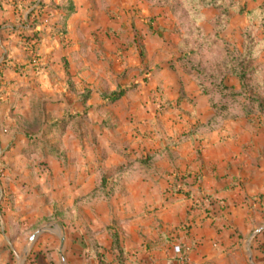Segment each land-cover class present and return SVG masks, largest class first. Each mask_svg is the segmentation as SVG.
<instances>
[{"label":"crops","instance_id":"0c3cea01","mask_svg":"<svg viewBox=\"0 0 264 264\" xmlns=\"http://www.w3.org/2000/svg\"><path fill=\"white\" fill-rule=\"evenodd\" d=\"M17 1L21 8L0 0V264H264V113L183 134L213 110L177 60L184 29L171 0H105V8L101 0H71L74 11L64 19L66 0ZM237 1L244 10L230 7L221 28L211 20L219 12L214 4L203 5L194 24L207 39L218 34L239 48L250 26L262 61L264 0ZM39 4L42 11L31 10ZM29 12L39 13L44 31L30 38L34 50L20 40L32 33ZM108 33L109 41L119 35L126 71L112 81L104 73L106 91L91 71L64 75L65 58L82 49L75 43L80 34ZM225 81L240 85L233 75ZM119 88L123 94L107 102ZM68 112L83 119L87 140L67 124L58 136L64 153L58 149L63 156L56 157L44 141L59 134L47 125ZM98 166L111 172L108 195L84 199ZM183 246L189 249L182 263Z\"/></svg>","mask_w":264,"mask_h":264},{"label":"trees","instance_id":"16d2710c","mask_svg":"<svg viewBox=\"0 0 264 264\" xmlns=\"http://www.w3.org/2000/svg\"><path fill=\"white\" fill-rule=\"evenodd\" d=\"M14 8H21V3L17 0H9ZM205 4H214L218 7L219 12L211 20L216 29L221 28L228 19L230 7L236 10H244L237 0H171L170 8L178 18L179 26L184 29V33L178 42V48L181 50L177 60L184 71L191 74L198 82L199 87L208 95L213 113L206 122H196L188 131L183 134L187 135L194 132H203L218 127L224 120L235 118L239 115L249 116L253 113H264V60H257L256 49L253 39L250 36V26L244 27L243 43L241 48L231 45L227 40L215 34L212 38L207 39L198 26L194 22L201 13V7ZM1 6V3H0ZM60 7V4H57ZM182 7V11L177 8ZM43 5H36L31 10L42 11ZM62 19L69 13L74 11V4L71 0H66L62 5ZM38 12L32 17L30 12L27 20L28 28L31 29L30 35H22L23 40L28 48L34 50V42L30 38H39L44 34L43 29L38 28L40 21L38 20ZM248 13L251 10L247 11ZM183 21V22H182ZM186 23V26H183ZM263 23V19L261 20ZM52 32L62 33L56 27L51 29ZM215 51L222 53L220 65L215 63L213 67H209L201 62L198 52L213 53ZM200 56V55H199ZM201 57V56H200ZM31 58V57H30ZM29 58V59H30ZM210 68V69H209ZM220 68V69H219ZM228 75L236 76L239 80V87L234 88L226 83L225 79ZM124 88L115 89L105 95L106 101L110 102L123 94ZM70 116H62L60 119L50 121L47 129H54L58 134L63 133L65 126L69 123ZM82 122L83 119L81 118ZM33 124L38 125L40 120L33 119ZM48 132V131H45ZM56 157L63 155L56 149L50 148ZM158 152V149L151 150L145 154L143 161L147 162ZM127 165L134 163V158L127 153ZM99 178L94 188L88 192L84 199H91L94 196H107L108 190L107 177L111 174L109 170L98 166ZM120 166L115 168L116 172L120 170ZM189 194V191H185ZM59 209H54L51 216H55ZM115 244V242H114ZM97 252L96 254H99Z\"/></svg>","mask_w":264,"mask_h":264},{"label":"rangeland","instance_id":"374dc122","mask_svg":"<svg viewBox=\"0 0 264 264\" xmlns=\"http://www.w3.org/2000/svg\"><path fill=\"white\" fill-rule=\"evenodd\" d=\"M101 1H102V6L105 8L106 1L105 0H101ZM55 7H57V4L54 5V8ZM138 7H139L138 4L136 6L133 5V4L128 6L127 7V11H128L127 15H129V14L131 15L132 13H134L137 9H139ZM113 10H115V9H113ZM177 10L178 11H182V7H178ZM178 24H179V22H178ZM183 26L185 27L186 23H183ZM130 33H134V32L131 31ZM61 35L63 36L64 39H66L64 44L70 43L71 39H69L68 37L64 36L63 33H61ZM131 35H132V37H135L134 38L135 42L137 41V42L140 43V38L141 37H140V35H138V33L131 34ZM133 35H135V36H133ZM107 36L108 37H105V36L104 37L103 36H101V37H94V36L90 37L89 36L88 37L85 34H80L79 37H77L75 43L76 44L78 43V47H80L82 49L79 48L80 51H78L75 54V56L73 58H71L70 60L65 58V56H66L65 54H63L62 57H60L61 60H64V58H65V61H66L65 64L69 67V69H65L64 70V75L66 74L70 78V76L76 75L77 74L76 72H80V74L85 75V73H88L89 71H91L92 73L89 72V75L91 73L92 76H96L95 77L96 80L97 79L98 80L101 79V80H99L100 87L102 88V91H106V90H103V84H104L103 80L106 77L103 74L104 73H107V74L109 73V75L111 77L109 79L112 81V79L114 77L119 78L120 75L123 74L124 71H126V66L124 64V61L126 59L122 57V53H120L118 55V50H119V47H120L117 44L119 35L116 33V35H114L115 37H112L113 40H111V41L108 40V39H111L109 33L107 34ZM122 36L123 37H121V38L125 39V34L124 33H123ZM93 37L95 39V44L94 45H93V43L90 42L91 38H93ZM75 43L73 42V44H75ZM122 43H124V42H122ZM180 54H182V53H180ZM37 55L38 54H35L34 57L36 58ZM140 55L142 56V58L145 56L142 51H140ZM197 55L200 58L201 62L203 64H205V65H208L209 67H213L215 63L220 65V63H221L220 61L222 60V57H223L222 53L218 52V51H215V52L210 53V54L208 52H198ZM124 56L128 58L129 53L125 54ZM127 61H128V59H127ZM213 62H215V63H213ZM70 63H71V65L73 64L74 66L73 67L70 66ZM86 63H88V65L90 66L88 69L79 67L82 64L86 65ZM78 76L80 77L79 74H78ZM70 114H73V113L68 112L67 114H65V116H70ZM69 119H70V121L68 123L69 126H71V127L78 126L77 128L80 131V133H79L80 134V136H79L80 137L79 138L80 141L81 140L82 141H86L87 138H86V134L83 133V130H82L83 128H81L82 120L80 119V117H78L75 114H73V117H69ZM61 134H59V135L56 134L55 135L54 133H52V134H50V136H48L46 138L49 141L46 140L44 142L52 143L51 145H54L53 149L56 148L55 144H57L58 141L61 142V147H58V145H57V149L56 150L58 152H59V150H61L63 152L64 150H63L62 147H64V145L62 144L63 143L62 138H60L62 136ZM58 136H60V137H58ZM63 138L66 141L68 137L65 138V136H63ZM55 141H57V142H55ZM44 142H42V144H40L41 148H43ZM38 149H39V145L36 146L33 149L32 152H36ZM62 152H60V153L63 155L64 152L63 153ZM99 155H102V154H99Z\"/></svg>","mask_w":264,"mask_h":264},{"label":"built area","instance_id":"2783aa9c","mask_svg":"<svg viewBox=\"0 0 264 264\" xmlns=\"http://www.w3.org/2000/svg\"><path fill=\"white\" fill-rule=\"evenodd\" d=\"M181 249H182V251H180L181 253L178 256V260L183 263L186 260V254L185 253L188 251L189 246H183Z\"/></svg>","mask_w":264,"mask_h":264},{"label":"water","instance_id":"95a60500","mask_svg":"<svg viewBox=\"0 0 264 264\" xmlns=\"http://www.w3.org/2000/svg\"><path fill=\"white\" fill-rule=\"evenodd\" d=\"M35 235V234H34ZM34 235H32L30 238H31V240L34 238Z\"/></svg>","mask_w":264,"mask_h":264}]
</instances>
